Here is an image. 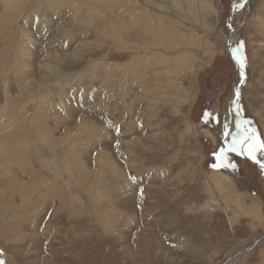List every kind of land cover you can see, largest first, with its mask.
Returning a JSON list of instances; mask_svg holds the SVG:
<instances>
[{
  "label": "rangeland",
  "instance_id": "rangeland-1",
  "mask_svg": "<svg viewBox=\"0 0 264 264\" xmlns=\"http://www.w3.org/2000/svg\"><path fill=\"white\" fill-rule=\"evenodd\" d=\"M243 2L0 0L3 264H264V172L226 129ZM246 4L238 106L264 141Z\"/></svg>",
  "mask_w": 264,
  "mask_h": 264
},
{
  "label": "bare ground",
  "instance_id": "bare-ground-1",
  "mask_svg": "<svg viewBox=\"0 0 264 264\" xmlns=\"http://www.w3.org/2000/svg\"><path fill=\"white\" fill-rule=\"evenodd\" d=\"M243 6H242V10H236L233 12L232 14V22L234 23V30L231 34V37L229 38V40L226 41V44L228 45V48L226 49L227 54L229 55V57L233 60L234 64H235V68H236V74H235V89H236V93H235V98L232 99V101L230 102V109L228 110L227 114H226V123H227V128L229 129L232 126H234V128H236L238 130V139L235 141V146L234 148H238L239 150H236V152L239 153V155L244 156L246 159H249L252 163H254L255 165H257L260 168V163H264V160L257 156L255 154V160L250 159L247 152L245 151V149L247 148V144L245 142H243V137L245 135V127L243 125L244 121L242 120L241 117V111L240 108L238 106V102L234 103V101L238 100L237 97V90H239L238 88H240V85H242L244 83V75L243 77L241 76V68L238 66L237 61L235 59H233V50L237 48V36L239 33V29H240V25L238 23V19L239 16L241 15V13L243 14V12L247 9V4H246V0H243ZM250 9V8H249ZM247 11V10H246ZM245 13V12H244ZM241 80H243V82H241ZM240 112V113H239ZM239 125V127H238ZM247 128V126H246ZM225 136H226V140H227V144H228V140L229 135L228 133L225 132ZM261 170V168H260ZM262 171V170H261ZM247 252H243V253H239L238 257L239 259H242L244 256H246ZM7 259V258H6ZM10 261V260H9ZM232 264V263H230Z\"/></svg>",
  "mask_w": 264,
  "mask_h": 264
},
{
  "label": "snow or ice",
  "instance_id": "snow-or-ice-1",
  "mask_svg": "<svg viewBox=\"0 0 264 264\" xmlns=\"http://www.w3.org/2000/svg\"><path fill=\"white\" fill-rule=\"evenodd\" d=\"M243 6L242 4L240 5ZM243 50V43H241L236 49L233 50V59L237 61L238 66L241 68V76L243 77V67L245 64V58L242 55ZM243 82V80H241ZM239 95V90H237V97ZM237 101H234V103H237ZM208 114L206 113L205 116ZM239 127V125H238ZM243 142L247 144V148L245 151L247 152L250 159L255 160V153L257 152H264V141H261L259 136L253 131L251 135L248 134V132H245V135L243 137ZM233 150H239L238 148H234ZM213 167H216V165H213ZM260 168L262 172H264V163H260ZM131 179H135L134 177ZM0 264H3L2 261H0Z\"/></svg>",
  "mask_w": 264,
  "mask_h": 264
},
{
  "label": "water",
  "instance_id": "water-1",
  "mask_svg": "<svg viewBox=\"0 0 264 264\" xmlns=\"http://www.w3.org/2000/svg\"><path fill=\"white\" fill-rule=\"evenodd\" d=\"M242 85H240V87H241ZM239 89V88H238ZM239 107H240V104H239ZM242 118H243V116H242ZM244 127H245V129L247 130V128H246V123L244 122ZM248 131V130H247Z\"/></svg>",
  "mask_w": 264,
  "mask_h": 264
}]
</instances>
